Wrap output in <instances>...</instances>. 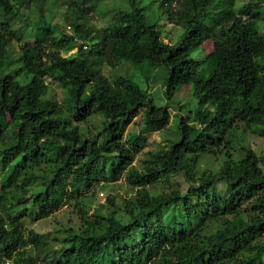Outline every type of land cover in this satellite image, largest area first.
Returning <instances> with one entry per match:
<instances>
[{"label": "trees", "instance_id": "obj_1", "mask_svg": "<svg viewBox=\"0 0 264 264\" xmlns=\"http://www.w3.org/2000/svg\"><path fill=\"white\" fill-rule=\"evenodd\" d=\"M47 1L59 0H0V128L6 118L11 126L8 138L0 132V258L13 264H264L262 159L249 147L235 154L224 137L232 125L230 99H253L264 115V0L238 9L232 0H157L159 18L180 29L174 42L162 40L140 0H126L128 8L99 30L85 25L90 0H67L70 33L43 17ZM24 4H34L37 17L24 15ZM18 20L53 32L22 42ZM206 40L212 52L199 59L194 52ZM145 61L165 67L167 101L191 84L195 108L178 117L177 135L137 168L131 166L137 149L122 142L123 128L141 110V133L161 130L169 112L130 77H110L102 68ZM49 79L61 87L60 99L50 94ZM97 113L99 136L84 127ZM203 155L218 161L216 170L196 172ZM123 172L139 188L140 201L83 213L58 250L47 252L43 236L24 227L25 218H46L67 197L84 201L94 182ZM174 173L189 187L152 206L146 186ZM218 181L227 186L221 199ZM108 201L115 205L114 197ZM186 210L189 224L180 215Z\"/></svg>", "mask_w": 264, "mask_h": 264}, {"label": "rangeland", "instance_id": "obj_2", "mask_svg": "<svg viewBox=\"0 0 264 264\" xmlns=\"http://www.w3.org/2000/svg\"><path fill=\"white\" fill-rule=\"evenodd\" d=\"M150 0H140L139 5L143 8V12L147 16L149 22L158 24L160 36L164 42H174L180 33L179 27L173 23L166 16L159 18V9L157 8L158 1L149 2ZM229 1V0H226ZM231 1V0H230ZM259 0H232L233 8L238 9L246 3L258 2ZM67 0H59L53 3L47 1L42 6V15L50 23L55 25L63 32H71L69 27V18L66 14ZM91 6L84 17L85 25L99 30L106 25L118 11L127 9L126 0H90ZM177 8V7H176ZM35 9L34 4H24L20 11L29 19L37 17V13H33ZM264 14V13H263ZM81 18L80 21H82ZM15 26L20 27L23 32L22 42H32L33 39L46 38L52 29L50 27L38 28L32 23H25L23 20H18ZM14 50L17 52L18 48L15 44ZM71 49L69 52H73ZM212 52V41L206 40L201 47L194 52V55L199 59H204ZM104 74L119 75L130 77L142 90H145L157 106H165L169 112L168 123L166 127L158 131H150L141 133L140 127L142 125L143 113L139 110L138 114L133 117L132 121L128 123L122 130V142L129 148L135 147L137 151L134 154L131 166L140 168L148 156V153L155 151L160 147L167 145V140L177 135V121L178 117L188 116L190 111L195 108V101L192 95L191 84H186L178 87L170 100L164 97V80L166 76V69L163 65L154 67L149 61H145L140 67H132L131 65L123 64L122 66L113 69L102 68ZM48 87L50 94L55 98L60 99L63 95L61 87L55 81L48 80ZM232 105V125L226 129L224 133L225 138H230L231 144L234 147V153H238L241 147H249L257 156L262 159L261 167L264 170V115L260 112L253 102L250 100L248 104L239 99H230ZM179 106L181 109L179 110ZM190 116V115H189ZM192 130L196 129L195 123L191 118L188 119ZM101 116L97 113L91 116L84 123V127L91 130L92 133L99 136ZM3 136L8 138L10 120L8 118L2 120ZM0 128V132L2 133ZM222 148L223 144L220 143ZM215 148V147H213ZM224 148V147H223ZM236 150V151H235ZM218 161L212 156L203 155L200 157L196 172H200L205 168L216 170ZM189 187V183L184 178L182 173H174L164 178L157 180L151 185L146 186L149 193V202L152 206L157 204L163 194L177 190L184 193ZM68 189L64 188L63 193L67 194ZM101 193V195H100ZM216 193L221 199L227 193V186L221 181L216 183ZM85 195V193H82ZM87 198L80 201L81 198H64L58 210L53 212L50 216L42 219H28L25 218L23 225L27 229H33L38 234L43 236L48 242L47 252L58 250L63 244V238L68 236L66 230L69 228L76 229L80 225V215L86 214V217L93 212L102 214L105 210L114 211L123 203L137 204L140 201L139 188L134 187L128 183L125 178V173H121L114 181H96L86 193ZM115 198V205H111L108 197ZM87 202V203H86ZM87 204H90L87 207ZM25 206H29L28 203ZM180 215L184 223L189 224L191 217L188 211H181ZM168 220V219H167ZM169 226L172 221L168 220ZM44 257H41L43 259Z\"/></svg>", "mask_w": 264, "mask_h": 264}, {"label": "built area", "instance_id": "obj_3", "mask_svg": "<svg viewBox=\"0 0 264 264\" xmlns=\"http://www.w3.org/2000/svg\"><path fill=\"white\" fill-rule=\"evenodd\" d=\"M101 195V193H100ZM0 264H13L10 259L0 258Z\"/></svg>", "mask_w": 264, "mask_h": 264}]
</instances>
